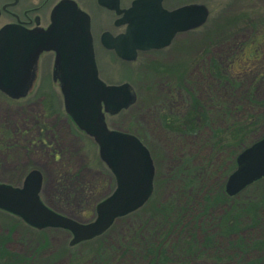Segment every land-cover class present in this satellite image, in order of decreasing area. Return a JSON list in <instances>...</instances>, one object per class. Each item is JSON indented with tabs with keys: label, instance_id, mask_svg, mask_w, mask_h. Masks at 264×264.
I'll return each instance as SVG.
<instances>
[{
	"label": "rangeland",
	"instance_id": "1",
	"mask_svg": "<svg viewBox=\"0 0 264 264\" xmlns=\"http://www.w3.org/2000/svg\"><path fill=\"white\" fill-rule=\"evenodd\" d=\"M195 2L208 8L205 23L178 34L163 49L140 53L128 63L100 47L95 49L99 78L107 84L128 82L136 91L133 105L117 114H107L105 120L111 129L135 134L148 148L155 169V204L170 198L174 192L173 170L184 155H195L194 163L207 156L204 138L188 135L172 140L160 127L158 113L172 106H186L189 92L206 104L209 97H215L216 90L213 92L210 87L208 91V79L203 77L208 62L218 61L227 73L232 72L235 95L227 87L221 89V99L236 101L243 91L252 87L256 98L264 99V0ZM243 53L252 55V61L242 66L245 73L241 72L238 79L230 63L233 59L236 63ZM40 75L47 79L50 66L44 65ZM39 84L37 79L28 94L18 99L0 92V182L19 186L28 171L37 169L42 175V201L60 214L89 222L95 217L96 203L114 189L113 175L99 159L93 139L68 118L59 88ZM43 94L51 96L43 98ZM46 144L50 147L46 148ZM241 193L240 199L244 200L264 195V178L246 186ZM150 206L135 211V215L117 218L104 234L85 241L90 243L72 246L68 244L71 234L66 229H35L0 210V239L7 237L5 250L20 256L18 264H73V258L96 243L117 244L133 228L150 239L146 228L157 217L150 214Z\"/></svg>",
	"mask_w": 264,
	"mask_h": 264
},
{
	"label": "water",
	"instance_id": "2",
	"mask_svg": "<svg viewBox=\"0 0 264 264\" xmlns=\"http://www.w3.org/2000/svg\"><path fill=\"white\" fill-rule=\"evenodd\" d=\"M208 14L205 4L189 3L162 10L157 20L134 18L124 34L108 37L107 47L123 59L134 60L137 49L165 47L176 33L204 24ZM49 50L55 52L53 79L59 81L64 110L96 143L98 157L113 174L115 187L96 204L93 220L79 222L41 201V172L31 169L20 186L0 182V209L37 229L68 230L72 246L102 234L115 219L140 208L153 192L154 165L148 148L136 135L106 124V114L131 106L136 92L128 82L107 84L98 77L89 16L72 0H60L53 6L45 29L0 28V91L13 99L26 96L35 79L39 54ZM235 160L236 168L224 184L228 196L264 177V135L241 150Z\"/></svg>",
	"mask_w": 264,
	"mask_h": 264
},
{
	"label": "trees",
	"instance_id": "3",
	"mask_svg": "<svg viewBox=\"0 0 264 264\" xmlns=\"http://www.w3.org/2000/svg\"><path fill=\"white\" fill-rule=\"evenodd\" d=\"M251 56L243 53L236 63L231 61L230 70L238 79ZM205 66L203 77L208 79V91L216 90L215 97H207L206 104L189 92L187 107L165 108L158 120L174 141L188 135L204 138L203 148L209 154L197 163L195 155H184L173 170L176 182L170 198L155 204L153 193L139 208L152 205L150 214L157 216L146 228L150 239L131 227L133 232L128 230L117 244L98 242L73 258V264H264V195L244 200L240 199L243 190L234 196L224 191L236 155L264 135V99L256 98L254 87L236 101L221 99V89L228 87L230 93L235 89L232 72L215 60ZM19 260L0 245V264Z\"/></svg>",
	"mask_w": 264,
	"mask_h": 264
},
{
	"label": "flooded vegetation",
	"instance_id": "4",
	"mask_svg": "<svg viewBox=\"0 0 264 264\" xmlns=\"http://www.w3.org/2000/svg\"><path fill=\"white\" fill-rule=\"evenodd\" d=\"M60 0H0V28L9 26L16 31L32 30V29H45L50 24V12L53 6ZM76 5L87 13L89 16V31L91 35V42L93 47V59L98 71L96 47L111 53L122 62H130L129 60L119 57L114 49L107 47L108 37L115 38L124 34L129 21L132 19L149 18L157 20L162 17V10L171 11L182 5L189 3H200L195 0H72ZM190 31V30H188ZM176 33L169 46L178 34ZM165 46V47H167ZM163 47V48H165ZM158 49L149 50H136V57L140 53H148ZM43 61L40 62V58ZM55 61V52L53 50L42 51L39 54L35 69V79H38L40 87H53L59 88V81L53 79V68ZM44 65L50 66L49 77H39V72L42 71ZM39 77V78H37ZM60 92V91H59ZM49 95V96H47ZM42 95L43 98H48L51 94ZM62 99V97H61ZM51 102V101H50ZM63 102V101H62ZM53 103V101H52ZM51 105V103H50ZM69 118V116H68ZM70 119V118H69ZM71 120V119H70ZM46 148L50 144L45 145ZM0 240V245L6 246L7 237Z\"/></svg>",
	"mask_w": 264,
	"mask_h": 264
}]
</instances>
